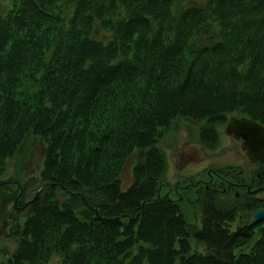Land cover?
Returning a JSON list of instances; mask_svg holds the SVG:
<instances>
[{
    "label": "trees",
    "instance_id": "obj_1",
    "mask_svg": "<svg viewBox=\"0 0 264 264\" xmlns=\"http://www.w3.org/2000/svg\"><path fill=\"white\" fill-rule=\"evenodd\" d=\"M66 1L65 28L57 0L0 2V171L25 138L43 141L39 188L16 203L30 180L6 190L27 208L8 215L16 243L0 264H264V216L229 225L258 201L198 181L175 202L155 178L157 133L176 116L202 120L208 147L225 110L264 124V0H120L114 21L116 0ZM94 19L107 41L89 36ZM186 198L202 199L198 225Z\"/></svg>",
    "mask_w": 264,
    "mask_h": 264
},
{
    "label": "rangeland",
    "instance_id": "obj_2",
    "mask_svg": "<svg viewBox=\"0 0 264 264\" xmlns=\"http://www.w3.org/2000/svg\"><path fill=\"white\" fill-rule=\"evenodd\" d=\"M183 0H181L182 2ZM1 2V0H0ZM59 5V17L62 27L67 26V20L71 13L72 3L66 0H57ZM180 2H176V5L172 7V11H176L179 7ZM111 20H116L124 17L125 10L124 4L120 0H116V7L112 13H108ZM106 14L105 17L108 15ZM210 28L214 29L215 25L210 24ZM91 37L95 39H100L102 41H107L110 36V31L101 25L99 19H94L93 27L90 32ZM239 106L234 107L230 110H225L222 112V117L224 118L221 122L216 123L215 126V139L216 144L213 147L206 146L203 143L198 134L197 127L202 120H193L191 118H184L183 116H176L162 128H160V133H157V152L159 153L160 163L162 165V170L155 177L160 186V192H166L167 196L172 198V201L177 202L181 200V196L185 199V194L187 198H192L198 195V191L195 192L194 185L198 181L206 180L210 177L212 171L220 170L225 173H235L239 178L245 181L248 186L251 182L260 183L264 182V179L258 177L256 161L249 160L245 155L243 149L240 147V137H235L232 132H226L224 129V123L227 117L233 115L235 117L244 115L247 116ZM261 123V122H260ZM263 124V123H262ZM16 151H14L9 157L5 159V164L2 166L0 171V224L3 216L8 218V215L12 212L15 220L22 214V211L27 208L26 204H23L19 211L12 208L13 203L28 200L30 195L35 189L39 188L38 181L31 179L32 176L38 172V167L40 165V158L42 155L43 141L40 137H30L25 138L22 143L17 144ZM134 152H130L129 156L124 160L118 176L120 178V184L125 187L131 181V165L133 163ZM148 153L140 157L141 160H145ZM255 160V159H254ZM242 175L245 177L243 178ZM27 178V186L25 185L24 193L22 198L16 197L12 201L10 194L6 192L7 188L16 189L18 185L22 184V180ZM181 178V183L176 184ZM193 178V180H191ZM33 180V181H31ZM221 183V180L219 181ZM186 183H194L192 185L185 186ZM38 184V185H37ZM247 188V186H244ZM243 188V187H242ZM234 192L238 195L244 196V200L241 203H256L259 199L264 198V191L259 194H254L251 196V201L247 199L249 196L244 193L242 189L239 191L238 187L233 188ZM216 193V192H213ZM225 193H217L214 195V199L223 200V197L229 196ZM57 196L61 197L59 193ZM199 197L204 198V201L208 200L207 193L204 195L203 191H200ZM198 197V198H199ZM186 198V202L187 201ZM20 201V202H21ZM202 202V199H201ZM190 203L188 202L187 209V220H194L196 225L199 224L201 207L202 204ZM264 204L255 205L263 206ZM240 207V206H237ZM252 208V209H253ZM248 208H240L234 214V220L229 223L230 228H234L237 224L242 221L252 220L250 211ZM10 218V217H9ZM8 218V224L4 232H0V256L5 254H10L14 249L16 243V236L9 234V227L12 223L11 218ZM250 218V219H249ZM259 219H262L259 218ZM253 219V220H259ZM198 220V222H197ZM8 254V255H9ZM55 257L53 256L49 264H53Z\"/></svg>",
    "mask_w": 264,
    "mask_h": 264
},
{
    "label": "water",
    "instance_id": "obj_3",
    "mask_svg": "<svg viewBox=\"0 0 264 264\" xmlns=\"http://www.w3.org/2000/svg\"><path fill=\"white\" fill-rule=\"evenodd\" d=\"M226 132H232L235 137H240V147L243 148L249 160L260 159L264 161V124L248 116L233 115L227 117L224 123ZM251 218L259 219L264 216V205L256 206L251 210ZM8 218L1 219L0 232L6 230Z\"/></svg>",
    "mask_w": 264,
    "mask_h": 264
},
{
    "label": "flooded vegetation",
    "instance_id": "obj_4",
    "mask_svg": "<svg viewBox=\"0 0 264 264\" xmlns=\"http://www.w3.org/2000/svg\"><path fill=\"white\" fill-rule=\"evenodd\" d=\"M253 161H256V166H257V170H260L258 172V177L260 179H264V161L260 160V159H255ZM221 168L220 170H214L212 171L211 175L209 178H207L206 180H202L205 181L206 184H204L203 186H207L210 185L211 187H216L218 188V190H220L219 193H225V194H229L232 193L234 196H239L242 197L241 200H244V196L242 195H238L236 194V192H234L235 187L239 188V191H241L242 189H246L249 192L245 193L247 194L249 197L247 199H249V201L252 202L251 200V196H253L254 194H259L262 193L264 191V182H260V183H255L251 182L250 186H248V184L245 183L244 180H242L241 178H239V175L237 176V174L233 173H225V172H221ZM243 178H245L242 175ZM219 180H221V183L219 182ZM244 186H247L244 187ZM243 187V188H242ZM258 204H264V198H261L258 200Z\"/></svg>",
    "mask_w": 264,
    "mask_h": 264
}]
</instances>
